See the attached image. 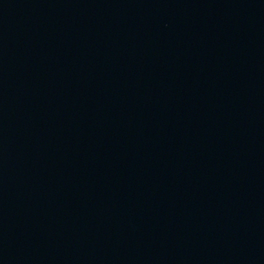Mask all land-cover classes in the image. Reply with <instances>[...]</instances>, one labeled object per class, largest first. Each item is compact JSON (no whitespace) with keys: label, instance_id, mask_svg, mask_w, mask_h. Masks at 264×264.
Here are the masks:
<instances>
[{"label":"water","instance_id":"obj_1","mask_svg":"<svg viewBox=\"0 0 264 264\" xmlns=\"http://www.w3.org/2000/svg\"><path fill=\"white\" fill-rule=\"evenodd\" d=\"M0 264H264V0H0Z\"/></svg>","mask_w":264,"mask_h":264}]
</instances>
